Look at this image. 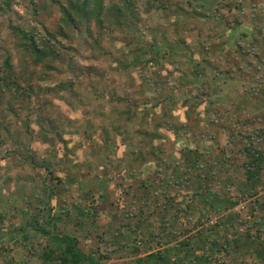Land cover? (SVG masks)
Returning <instances> with one entry per match:
<instances>
[{
  "label": "rangeland",
  "instance_id": "374dc122",
  "mask_svg": "<svg viewBox=\"0 0 264 264\" xmlns=\"http://www.w3.org/2000/svg\"><path fill=\"white\" fill-rule=\"evenodd\" d=\"M0 1V67L10 58L31 93L0 95V264L43 263L48 238L33 226L77 234L85 252L107 255L103 264H139L159 251L177 259L173 247L187 237L199 247L197 234L222 220L230 239L246 234L243 225L253 235L263 226H252L255 198L241 194L240 167L224 157L243 145L231 143V133L264 147V0H174L165 9L137 0L139 24L105 20L92 28L95 37L67 30L53 42L61 56L49 60L30 52L15 28L56 31L60 8L51 0ZM189 151L198 161L177 176ZM26 157L48 165L17 169ZM144 193L152 227L139 226L135 209L105 204L125 197L139 208L132 202ZM228 198L240 204L224 211ZM36 215L39 224L28 225ZM68 215L84 223L81 231L70 230ZM251 240L243 260L259 264L258 239Z\"/></svg>",
  "mask_w": 264,
  "mask_h": 264
},
{
  "label": "trees",
  "instance_id": "16d2710c",
  "mask_svg": "<svg viewBox=\"0 0 264 264\" xmlns=\"http://www.w3.org/2000/svg\"><path fill=\"white\" fill-rule=\"evenodd\" d=\"M53 6H58L60 8V12L62 14L60 21L57 26V30L50 32L46 31L45 35H40L37 32L26 31L20 29L18 27L15 28V31L19 32L23 38L28 39L26 43V47L32 53H35L40 60H49L50 57L56 55L61 56V54H57L56 49L54 48V43L58 41V37H65L67 30L69 31H81L85 29L88 34L92 37H95V33L98 31L96 29H103L105 27V20H107L108 25L110 26H119L126 24L127 22H131L135 26L140 23V14L139 9L137 7V0H51ZM152 4V7L156 9H165L169 7H173L174 0H149ZM175 6V5H174ZM4 10L3 3L0 1V12ZM96 27L93 31L92 28ZM54 42V43H53ZM68 48L66 47V52L69 53ZM66 57V56H65ZM64 57V58H65ZM66 60V59H65ZM4 68L0 67V95L4 94L8 91H16L17 93L23 92L22 85L18 82V79L15 78L13 74L14 67L11 64L10 58L6 59L4 62ZM26 94V92H23ZM31 93L26 94L28 98H30ZM214 125L217 121L213 122ZM217 125V124H216ZM216 127V126H215ZM220 127V126H219ZM240 137V138H239ZM230 138L232 139L231 143L236 144V140H239V144H243L236 147V149H232V154L226 157L225 160L228 162H233L235 167H240L241 175L243 179L240 180L241 184H243L241 194L249 200L250 198H255V203L252 204V208L254 209V216L256 214V220L259 222L252 223V226L260 225L262 227H258L255 230V236L258 239V242L254 244L255 246V255L260 260L259 264H264V215L262 216L260 213H264V201L261 195L264 193V147L259 145V143L250 142L246 136L243 134H230ZM49 139V138H48ZM193 151L185 152V157L187 159L186 167L181 168L179 171L177 170L178 175H186L190 169L197 163L198 159L193 161L192 155ZM240 156L241 161H236L238 159H232L234 154ZM153 154H155L153 152ZM193 161V163H192ZM38 161H35L32 157H26L19 160V165L17 166L19 169L22 165H31L37 166L40 168L47 167L46 162H42L39 164ZM43 166V167H42ZM177 166H182V164H178L173 169L177 168ZM185 166V165H183ZM38 167V166H37ZM180 178V177H179ZM218 179V177H217ZM216 179V180H217ZM193 180V179H191ZM150 180H147V182ZM141 186L134 187L140 191L146 184H140ZM146 193L143 195L136 197L133 199L132 205H137L140 203L139 208L131 207L129 200L126 201V198L123 197L119 200L118 203H110L106 202V205H113V207L121 212L125 210L130 211L129 214H132V211L137 210L138 224L142 226L144 224H148L151 227L153 224L150 223L151 217H145L146 206L149 207V195L147 194V202L143 199L145 198ZM188 195H191L188 193ZM187 195V196H188ZM197 196V193L196 195ZM193 196V197H194ZM209 200V199H207ZM143 201V202H142ZM222 200H215L214 203H210L211 211H213L217 205ZM224 203V211L229 210L232 207H236L240 204L239 200H232L228 198L227 201L223 200ZM106 207V206H105ZM171 210L165 211L164 219L166 220L167 215ZM259 211V213H258ZM81 215H85L84 212L80 213ZM151 216V215H150ZM37 217V215H36ZM91 217V216H89ZM53 219V218H51ZM68 220L70 223V230L74 229L76 231H81L84 227V223L81 221L75 222L70 219V215H68ZM39 224L38 217H33L30 220L29 224ZM224 220L217 223V225L210 229L201 231L198 233V242L199 247L195 248L193 244L195 241L191 238H185L179 242L176 247H173V251L177 259L169 258L168 254L161 253H152L147 255V258L141 259L139 264H186V261L192 259L193 263H208V264H247L243 256L244 247L247 246V243H252L253 234L250 233L247 225H243L247 229L246 234L242 238L230 239L228 237V233L222 232V230L228 229L229 226L223 222ZM123 226H130V222H121ZM258 225V226H259ZM167 224L165 221L163 222V226L161 227V236L162 234H166ZM257 227V226H256ZM26 228V227H25ZM22 228L24 232V229ZM36 233L40 234L43 237L48 238V245L44 248V252L40 256L42 260V264H103V259L107 258V255H97V252H92V254L87 253L81 247V241L77 234L66 230V232L53 231L46 227L40 226V228L36 229L33 226ZM194 227H188L185 231L191 234V230ZM254 229V228H253ZM21 230V229H20ZM226 233V234H225ZM25 240L29 239V235L25 229ZM173 234L175 235V239L179 238V233L175 231H169L167 235ZM179 234V235H178ZM208 234V235H207ZM117 235V234H116ZM207 239L208 241H205ZM167 244H171L169 240H166ZM162 250V249H160ZM236 251V253H234ZM174 261V263H172Z\"/></svg>",
  "mask_w": 264,
  "mask_h": 264
}]
</instances>
